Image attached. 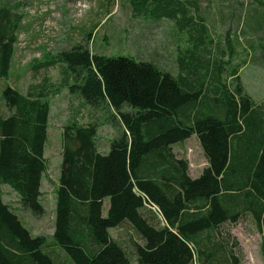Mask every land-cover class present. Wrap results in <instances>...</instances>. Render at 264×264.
<instances>
[{"label": "trees", "instance_id": "1", "mask_svg": "<svg viewBox=\"0 0 264 264\" xmlns=\"http://www.w3.org/2000/svg\"><path fill=\"white\" fill-rule=\"evenodd\" d=\"M129 4L135 18L174 21L187 31L189 48L179 50L177 76L154 62L93 54L83 45L35 67L63 64L69 94L113 110L108 120L118 130L105 154L96 144L100 125L73 121L63 129L53 242L71 264H132L125 244L111 236L128 226L138 264H242L239 244L231 245L222 228L250 216L264 240V104L245 92L240 66L230 71L232 89L222 82L228 61L203 54L216 51L199 0ZM22 20L0 8V79L10 76ZM48 97L47 86L2 91L8 116L0 117V264H61L47 250L48 238L32 236L1 192L8 185L22 211L45 214ZM194 136L208 162L195 179L173 150Z\"/></svg>", "mask_w": 264, "mask_h": 264}, {"label": "rangeland", "instance_id": "2", "mask_svg": "<svg viewBox=\"0 0 264 264\" xmlns=\"http://www.w3.org/2000/svg\"><path fill=\"white\" fill-rule=\"evenodd\" d=\"M199 1L204 19L202 23L208 26L216 51V55L209 52L203 54L214 61H228V64L224 63L222 82L232 89L236 82L230 77V71L240 66L239 77L245 92L255 103L264 104V22L260 23V20H264V0ZM0 8H11L23 17L17 32L10 76L0 79V117L8 116L2 100V91L7 86L23 94H27L33 86L49 88L51 117L45 145L47 170L44 189L50 194L43 202L46 212L39 221L38 230L30 225L33 219H37L35 216L25 217L22 214L20 218L26 228L29 225L32 229L27 228L32 236L36 237L38 235L35 233H40L51 240L52 193L56 192L60 176L63 129L73 121L86 127L99 124L98 140L102 147L118 134V130L113 125H103L102 122L108 121L107 110L91 108L78 95L69 94L64 86L63 64L57 63L42 69L35 67L64 51L83 45L93 54L154 62L163 71L177 76L178 53L189 48V35L187 31L180 33L175 22L168 19L155 22L143 17L135 18L129 0H0ZM259 15L263 17H257ZM90 33L92 38L87 36ZM173 150L179 159L188 161L193 176L201 170L193 178L200 176L205 159L196 137L175 145ZM9 188L3 185L1 192L4 202L14 208L18 196ZM222 230L231 235V245L235 242L239 244L242 264H264L263 236L250 216H244L237 225H225ZM126 235L127 231H112V237L121 240L127 247L132 264H138L131 238ZM52 251L61 264H71L64 253Z\"/></svg>", "mask_w": 264, "mask_h": 264}, {"label": "crops", "instance_id": "3", "mask_svg": "<svg viewBox=\"0 0 264 264\" xmlns=\"http://www.w3.org/2000/svg\"><path fill=\"white\" fill-rule=\"evenodd\" d=\"M156 64V63H155ZM84 102V101H83ZM85 104V103H84ZM86 105V104H85ZM90 107V106H89ZM92 108V107H91ZM99 110H101V109H99ZM108 112H109V114L107 115V117H109V115L111 114V112L112 113H114L113 112V110L111 111V110H107ZM103 123V125H104V123L106 124V125H109V126H112L111 124H110V121L108 120V121H105V122H102ZM50 124V123H49ZM99 125V124H98ZM100 127H101V125H100ZM117 128V127H116ZM98 133H99V130H98ZM48 135H49V129H48ZM117 135V134H116ZM116 135L115 136H113L112 138H111V140L108 142V144L106 145V144H103V145H105V147L103 146L102 147V145L99 143V134H97V136H98V138H96V140H97V142H96V144H97V148H98V150L101 152V153H108V151H109V149H110V145H111V142H112V140H113V138H115L116 137ZM195 137V136H194ZM194 137H192V138H194ZM197 138V137H196ZM191 139V138H190ZM190 139H188V140H190ZM188 140H186L184 143H186V142H188ZM198 140V139H197ZM48 141V140H47ZM199 142V141H198ZM47 143V142H46ZM183 144V143H182ZM46 145V144H45ZM199 145H200V143H199ZM201 147V146H200ZM201 150H202V148H201ZM203 152V151H202ZM204 159H205V166H204V168L203 169H205L207 166H208V162H207V160H206V158H205V156H204ZM203 169H202V171H203ZM201 171V170H200ZM200 171H198L197 172V174H196V176L198 175V173L200 172ZM192 172V173H191ZM189 175L193 178V177H196V176H193V171L192 170H190L189 169ZM201 175V174H200ZM60 177V176H59ZM199 177V176H198ZM195 179V178H194ZM44 180H45V174H44V176H43V178H42V181H41V192H42V197H41V202H42V204H43V202H44V200H45V197H47V194L49 193V191L47 190V189H44ZM59 180V179H58ZM58 184H59V182L57 181V186H58ZM9 189H11V191L12 192H14L13 190H12V188L10 187ZM57 189V188H56ZM56 189H55V191H56ZM15 193V192H14ZM16 194V193H15ZM50 194V193H49ZM17 195V194H16ZM18 196V195H17ZM52 198H53V216H52V225H53V232H52V238H51V240H49L48 239V242H49V244H50V247H52V249L51 248H48L47 250L48 251H50V252H53L52 250H55V251H57L58 253H63L57 246H55V244H54V242H53V233H54V227H55V219H56V192H54V193H52ZM109 206H110V201L108 200V199H106L105 200V202H104V215H106L107 214V211H108V209H109ZM13 209H15V211H16V213L20 216V215H22V214H24V216L25 217H28L29 215H31V216H33L32 214H30L29 212H24V211H22L21 209H20V205H19V196H18V203H17V205H15V207L13 208ZM147 210H149V211H151V212H155V213H157V214H160V213H158V212H156L154 209H153V211L150 209V208H147ZM46 212V211H45ZM153 212V213H154ZM154 213V214H155ZM45 216V214L41 217V218H37V217H35V218H37V219H33V221L30 223V225H31V227L32 228H34V229H39V221H40V219H42L43 217ZM34 218V217H33ZM21 221L23 222V220L21 219ZM24 223V222H23ZM27 228L28 229H31L30 228V226L29 225H27ZM114 230H120V231H127L129 234H132V231L130 232L129 230H130V228L128 227V226H122V227H119V228H117V229H114ZM30 231V230H29ZM31 231H32V229H31ZM112 231L113 230H111V236H112ZM34 232V231H33ZM31 233V232H30ZM36 235H38V236H41V235H43V234H40V233H35ZM133 235V234H132ZM129 237L131 238V235H129ZM117 241V240H116ZM118 242H120L121 243V240H118Z\"/></svg>", "mask_w": 264, "mask_h": 264}, {"label": "built area", "instance_id": "4", "mask_svg": "<svg viewBox=\"0 0 264 264\" xmlns=\"http://www.w3.org/2000/svg\"><path fill=\"white\" fill-rule=\"evenodd\" d=\"M150 207H151L152 209H154L156 212L160 213V210H159V208H158L156 205L151 204Z\"/></svg>", "mask_w": 264, "mask_h": 264}]
</instances>
